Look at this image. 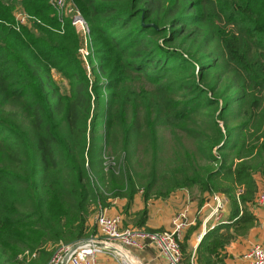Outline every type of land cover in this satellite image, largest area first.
I'll return each mask as SVG.
<instances>
[{"label": "trees", "instance_id": "16d2710c", "mask_svg": "<svg viewBox=\"0 0 264 264\" xmlns=\"http://www.w3.org/2000/svg\"><path fill=\"white\" fill-rule=\"evenodd\" d=\"M75 2L93 34L90 70L80 35L49 0H0V264L25 251L48 264L57 244L95 235L93 212L111 199H127L128 212L140 192L138 146L157 154L163 128L195 140L205 161L186 151L157 197L199 187L228 201L227 221L194 255L180 243L182 264H224L226 245L258 224L264 0ZM19 10L40 23L16 31Z\"/></svg>", "mask_w": 264, "mask_h": 264}, {"label": "built area", "instance_id": "2783aa9c", "mask_svg": "<svg viewBox=\"0 0 264 264\" xmlns=\"http://www.w3.org/2000/svg\"><path fill=\"white\" fill-rule=\"evenodd\" d=\"M49 3L59 19L62 22L66 19L70 20L71 25L80 35L82 46L79 53L87 69L90 70L89 59L93 55V34L83 13L75 0H49ZM33 22L40 23L37 18L19 10L15 13L13 28L19 32L23 27L29 26ZM214 201L215 207L212 215L219 217V213L224 209V201L218 195H215ZM259 203H264V189L260 193ZM122 220L119 215L109 216L105 212H101L96 218V227L100 237L92 236L88 239L62 244L48 264H64L66 259L67 264H102L99 261L100 256L113 258V264H125L123 262L125 254L120 253L126 251L135 256L132 250H144L148 244L156 246L167 258L168 264H182L183 253L180 243L185 230L193 224L187 208L173 217L172 229L166 231L124 230ZM96 243L113 246L118 249V252L112 248L99 247ZM243 258L251 264H264V244L255 245L243 255Z\"/></svg>", "mask_w": 264, "mask_h": 264}, {"label": "crops", "instance_id": "0c3cea01", "mask_svg": "<svg viewBox=\"0 0 264 264\" xmlns=\"http://www.w3.org/2000/svg\"><path fill=\"white\" fill-rule=\"evenodd\" d=\"M259 192L256 198V207L254 213L258 218V224L244 236L239 237L226 245L222 255H224V264H251L243 258V255L252 249L257 244H264V203H259V196L264 189V179L258 177ZM188 190H178L166 198L149 199L147 203V218L146 220H139L133 224L139 229L149 230H171L172 219L179 212L184 209L189 210V218L193 224L185 230L181 242L185 240L189 244V253L195 254L201 243V240L206 233L215 226L225 223L228 218V204L223 196L224 209L219 213V217L212 215L214 212L215 201L212 198H207L205 195V202L200 205L196 197H191ZM126 200H114L112 206L105 208L104 212L109 216H121L125 220L128 216L124 207ZM114 205V207H113ZM145 205L142 204L140 208L132 210V218L138 219L137 211L143 210ZM227 212V213H226ZM143 218V217H142ZM140 222L142 224H140ZM132 226V227H133ZM193 228H195L193 230ZM202 237V238H201ZM201 239V240H200ZM135 256L133 257L136 264H168L167 258L154 245L148 244L144 250H132ZM99 261L102 264H113L114 261L108 256H100Z\"/></svg>", "mask_w": 264, "mask_h": 264}, {"label": "rangeland", "instance_id": "374dc122", "mask_svg": "<svg viewBox=\"0 0 264 264\" xmlns=\"http://www.w3.org/2000/svg\"><path fill=\"white\" fill-rule=\"evenodd\" d=\"M55 79L57 81V84L59 85L61 91L63 94H68L69 86L68 82L58 75L55 76ZM180 137V138H176ZM180 140L182 141V146L180 143ZM158 144L159 149L157 150V154H155V151L150 146H138L137 153L135 155V159L133 160L134 165V172L138 173V176H136V181L140 186V192L135 197V199L132 201V205L130 207V210L127 212V199H120L118 200H126L124 210L128 214L127 218L125 220H122V227L124 230H137L139 228L134 227L133 224L141 219L142 215H144L145 211H147V203L149 200L145 198V193L142 191L143 186L150 183L153 177H156V185L153 189V192L151 193L150 199H160L163 198L161 196L157 197V192L163 191V185L164 182L168 180L169 172L174 169H176L179 166L186 165V159H185V152L187 151L188 154H192L197 161L203 162L205 161V154L202 153L199 149L198 143L191 139L186 133L177 131L176 133L171 132L167 128H163L159 131V137H158ZM109 151V150H108ZM109 153V152H108ZM215 154L217 152L215 151ZM109 155L106 154L104 156L106 161L107 167H114L113 161L114 158L117 156H114V158L110 159L108 157ZM205 164V163H202ZM165 190V189H164ZM190 192V196L196 197L197 200H199L200 205H203L202 199L205 198L204 196H201L200 194V188L199 187H193L191 190H188ZM220 196V195H218ZM212 198V202H214V197L207 196V198ZM224 197V196H223ZM225 198V197H224ZM117 199H111L109 200L108 204L112 206V202ZM206 199V198H205ZM225 201L228 204L227 199ZM215 203V202H214ZM142 204L145 205V208L143 210L137 211V217L138 219H133L131 214L132 210L140 208ZM114 207V205H113ZM215 207V206H214ZM109 208V206L107 207ZM104 211H101L100 209H96L93 212V215L91 217V227L92 233L95 231V237H100V234H98L97 227H96V218L97 216ZM227 213V212H226ZM223 223V222H221ZM133 226V227H132ZM148 231V229H145ZM155 232L157 231H166V230H153ZM92 237V236H91ZM89 237V238H91ZM88 239V238H86ZM79 241V240H78ZM62 244H69V243H59L55 247L52 248L53 255L56 253L59 246ZM53 255L50 258V261L53 258ZM113 260V258H111ZM20 263L19 264H32L36 260L34 264H36L39 261V255L36 253H30L29 251H25V254H22L19 258Z\"/></svg>", "mask_w": 264, "mask_h": 264}, {"label": "bare ground", "instance_id": "6f19581e", "mask_svg": "<svg viewBox=\"0 0 264 264\" xmlns=\"http://www.w3.org/2000/svg\"><path fill=\"white\" fill-rule=\"evenodd\" d=\"M123 253L126 254L124 256V259H123V262L125 264H136L135 261H134V259H133V257L130 255V253H128L126 251H124Z\"/></svg>", "mask_w": 264, "mask_h": 264}, {"label": "water", "instance_id": "95a60500", "mask_svg": "<svg viewBox=\"0 0 264 264\" xmlns=\"http://www.w3.org/2000/svg\"><path fill=\"white\" fill-rule=\"evenodd\" d=\"M97 244V246H99V247H103V248H105V247H108V248H112L113 250H115V251H117L118 249L117 248H115V247H113V246H110V245H106V244H104V243H96ZM118 252V251H117ZM120 254H122V255H124V253H120ZM126 255V254H125ZM124 255V256H125ZM64 264H67V259L65 260V262H64Z\"/></svg>", "mask_w": 264, "mask_h": 264}]
</instances>
